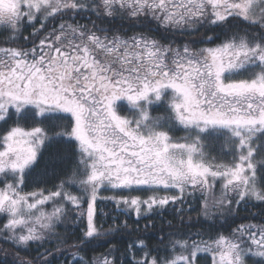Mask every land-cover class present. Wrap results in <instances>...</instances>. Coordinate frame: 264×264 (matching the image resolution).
<instances>
[{
  "label": "snow or ice",
  "instance_id": "snow-or-ice-1",
  "mask_svg": "<svg viewBox=\"0 0 264 264\" xmlns=\"http://www.w3.org/2000/svg\"><path fill=\"white\" fill-rule=\"evenodd\" d=\"M86 7L165 31L205 29L199 43L211 46L173 47L144 34L125 38L67 22L48 31L51 20ZM236 24L248 30H233ZM0 31L11 44L32 38L29 47H0V235L6 242L21 250L50 242L68 205L78 209L86 198L74 264H125L126 258L129 264H264V222L234 219L227 235L207 240L176 233L163 248L138 239L123 255L116 248L88 259L76 254L120 228L96 223L101 190L116 193L104 199L120 215L138 218L197 193L205 218L229 220L241 204L264 207V0H0ZM122 101L128 114L121 113ZM161 103L164 115H152ZM178 127L188 135L175 139ZM213 141L221 142V156L211 155ZM55 142L68 146L73 165L56 190H45L37 161ZM31 184L36 190L25 191ZM72 187L81 195L67 190ZM137 190L146 195L122 194ZM173 190L176 195L166 194ZM54 259L46 251L36 264Z\"/></svg>",
  "mask_w": 264,
  "mask_h": 264
},
{
  "label": "trees",
  "instance_id": "trees-1",
  "mask_svg": "<svg viewBox=\"0 0 264 264\" xmlns=\"http://www.w3.org/2000/svg\"><path fill=\"white\" fill-rule=\"evenodd\" d=\"M93 1L86 0L83 2L86 5H91ZM64 22L85 25L89 29H92L95 25L97 28L107 30L110 34H118L125 38L144 34L156 39L163 45H168L169 43L173 47H182L184 45H189L193 48L209 46V44L199 43V41L205 38V29L194 32L191 35L177 30L165 31L154 22L133 21L126 17L105 18L97 15L96 11L91 7H86L83 11L72 13L70 18L57 17L48 22L47 29L53 28L57 23ZM130 23H134V26L128 27ZM241 28H244L245 31L248 30L241 24H236L233 30L238 31ZM31 31L30 27L26 28L23 31V36H29ZM3 33V31H0V39ZM219 34V32L207 33V35H211L213 38ZM29 39L32 38L30 37ZM0 41L3 43L1 47H29L31 45V43H27L28 40L25 41L20 38L17 39L16 44H11L9 37H3ZM161 111L162 108H155L152 112L157 115ZM42 151L44 152V156L43 159H38L35 173L44 180V183L40 184L39 187L45 190H56V186L60 180L67 178L65 173L72 167L74 157L68 146L62 142L52 143L46 150ZM50 158L59 159L53 164L50 162ZM36 187L37 185L31 184L25 191L36 190ZM202 204L203 201L199 199V193L193 196L185 195L183 202L177 200L175 204L170 203L162 209H155L148 215L138 218L134 214L120 215L111 201L99 200L96 203V223L103 225L104 230L112 229L116 225L120 226V228L118 231H114L112 235L102 237L101 240L94 242L87 253L77 252L76 254L88 259V257H99L106 254L110 248H116L123 255L128 245L138 239H142L149 248H163L168 243L167 238L176 233L196 240H207L215 237L218 232L227 235L229 224L233 219L243 223L264 222V207L261 206L241 204L239 208L234 209L233 217L229 220H224L222 218L218 219L216 216L205 218L202 212ZM86 206V199L78 209L68 205L70 211L63 225L57 227V236L52 237L50 242L43 245L31 244L27 246L26 250H21L6 242L2 235H0V264H20L21 261H32L33 264H36L46 251H51L55 254L53 264H74L71 253L76 252V249L72 248V245L79 242V238L86 227ZM82 212L85 213L84 216L80 215ZM125 222L127 223V227H124ZM231 226L235 227L236 225L232 224ZM161 238H164L163 244L161 243ZM61 241H67V243H62ZM133 251L135 252V259H139L142 253L136 252L135 249ZM161 255H164V253L162 252ZM130 260L131 258H126L125 264H129ZM199 264H208V261L200 260Z\"/></svg>",
  "mask_w": 264,
  "mask_h": 264
},
{
  "label": "rangeland",
  "instance_id": "rangeland-1",
  "mask_svg": "<svg viewBox=\"0 0 264 264\" xmlns=\"http://www.w3.org/2000/svg\"><path fill=\"white\" fill-rule=\"evenodd\" d=\"M83 1H86V0H83ZM93 3H94V1H93ZM60 23H57V25H55L54 27H58V25H59ZM130 26H134V23H130V24H128V27H130ZM52 29V28H51ZM51 29H48V31H50ZM3 37L4 38H6V37H9V35H8V33L7 32H4L3 33V36L1 37V39L0 40H2L3 39ZM31 40L32 39H29L28 41H27V43H31ZM168 45H169V43H168ZM1 46H3V43H2V41H0V47ZM31 46V45H30ZM210 46V45H209ZM121 103V113L122 114H128L130 111H131V109H130V107H129V105L127 104V102L126 101H122V102H120ZM155 108H162V111L161 112H158V114L157 115H164V113H165V109H166V105H164L163 103H161V104H155V105H153L152 107H151V114L152 115H154V116H156V114H154L152 111H153V109H155ZM172 136L175 138V139H181V138H183V137H185L186 135H188V133H186L182 128H176L175 130H173L172 131ZM220 143L221 142H216V141H213V148L210 150L211 151V155H213V156H221V150H220ZM223 159H228V157H222ZM68 191H71L74 195H81V193L77 190V188H75V187H72V188H68L67 189ZM216 191H217V193L219 192V186H217V188H216ZM123 195H132V196H135V195H141V196H145L146 194L144 193V192H142V191H139V190H137V191H133V192H131V193H127V192H124V193H122ZM150 194V193H149ZM161 194H165V193H161ZM167 195H176L177 193L175 192V190H173V191H170V192H168V193H166ZM198 194V193H197ZM114 195H116V193H114V192H111V191H108V192H106V191H103V190H101V192L98 194V196L100 197L97 201H99V200H107V199H104V198H106V197H111V196H114ZM86 199V198H85ZM86 202H87V200H86ZM97 203V202H96ZM87 207V206H86ZM86 210H87V208H86ZM95 215H96V205H95ZM143 215H145V214H143V211H142V215L141 216H143ZM146 215H148V214H146Z\"/></svg>",
  "mask_w": 264,
  "mask_h": 264
}]
</instances>
